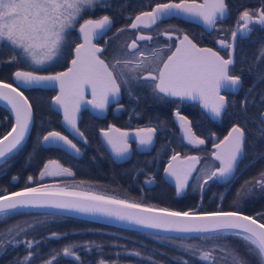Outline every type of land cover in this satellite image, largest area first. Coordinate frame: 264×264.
<instances>
[{
    "label": "snow or ice",
    "instance_id": "obj_1",
    "mask_svg": "<svg viewBox=\"0 0 264 264\" xmlns=\"http://www.w3.org/2000/svg\"><path fill=\"white\" fill-rule=\"evenodd\" d=\"M107 6V0H0V50L7 48L11 55L8 63L24 64L28 70L17 69L12 75L16 86L0 80V101L11 107L15 116V123L10 131L0 137V163L6 162L11 154L19 151L30 130L33 119L32 106L28 98L19 89L24 87L44 86L58 87L59 92L52 97V103L63 111V122L77 136L84 137L77 125V113L85 104L103 111L110 99L119 97L123 92L129 96L137 87L148 86L155 94L162 97H174L179 100H197L202 107L210 112L214 118H221L227 110L226 94L236 95L243 86L241 75L233 74L235 65V41L247 37L255 25L264 28V3L261 7L250 11L245 9L239 13L235 28L231 31L232 43L221 39L217 43L228 51L224 58L213 48L199 47L187 34L181 38L175 33L179 29H164L159 36L166 40L160 42L158 37L151 35L154 26L163 22L165 18L175 16H189L198 18L208 28L217 26L219 20L225 18L228 12L226 0H167L149 5L150 10L141 11L131 19V23L117 29L105 46H98L96 41L103 38L113 26L109 15L98 18L83 19L86 11L96 10ZM79 24L78 32L82 42L75 43L71 66L66 71L42 75L40 69L58 61L67 46L69 31ZM135 33L130 42H125L113 49L105 56L106 45L118 39L127 30ZM147 30L148 34H145ZM175 35V38H174ZM257 66L264 62V48L256 56ZM253 71L252 66L249 73ZM264 82V73L254 77L253 85L247 90L240 101L241 111L246 122L257 125V132L264 137V111L249 118L248 106H264V93L252 96L255 84ZM90 89L91 100H85V92ZM225 93V94H222ZM180 122L183 140L193 146L205 144V140L198 137L191 127L190 121L179 111L175 112ZM160 129L157 127H143L136 130L135 138L138 146L148 147L153 143L154 135ZM119 133V135H114ZM107 144L117 158H124L129 153L128 132L109 125L107 130H101ZM42 143L57 147L67 146L79 155L81 149L63 135L60 131H49L42 137ZM246 128L237 123L233 124L219 143H214L215 151L211 153L212 161L206 167L197 169L199 156H186L179 160L180 154L174 152L165 173L176 180V192L179 195L188 184L193 172L203 173V189L208 182L230 183L237 179V171L241 160L245 158ZM264 158V157H262ZM182 167L177 168L173 162L178 161ZM218 162V165L215 164ZM45 176L73 177L74 172L64 167L56 160H48L39 172V177L29 175L28 185ZM18 177H13L17 180ZM197 179H200L198 176ZM151 182V181H147ZM80 185L87 183L79 181ZM54 190H51L53 189ZM256 188L264 191V169L255 177L245 180L237 197L247 191L251 194ZM55 208L84 214H100L118 221H126L143 228L155 229L162 232L198 234L196 238L213 241L211 246L178 245L184 251L195 256L199 254L202 264H249L236 248L216 241L221 238L232 237L242 241L245 255L255 257L258 264H264V213L255 216L247 215L239 210H216L209 212L173 211L168 208L144 206L133 200L119 198L115 195L95 191L69 190L59 186L37 184L25 186L20 191L0 194V224L14 215L21 214V209ZM36 225L28 222H18L0 231V254L7 248L15 249L23 245L26 254L17 258L15 264H33L37 258L43 259L44 264H58L61 252L64 257H73L77 264H83L80 251L92 252L99 245L85 243L65 245L61 252L53 250L44 257L34 248L41 241L36 239H18L26 235L29 229ZM51 233L49 239L56 237ZM169 239L171 237H162ZM119 256V253H117ZM127 255L140 257L139 251H131ZM151 264H157L152 257H147ZM179 264H188L187 260ZM97 264H108L102 255Z\"/></svg>",
    "mask_w": 264,
    "mask_h": 264
},
{
    "label": "trees",
    "instance_id": "obj_2",
    "mask_svg": "<svg viewBox=\"0 0 264 264\" xmlns=\"http://www.w3.org/2000/svg\"><path fill=\"white\" fill-rule=\"evenodd\" d=\"M167 0H107V6L97 8L96 10L86 11L83 19L98 18L101 15H109L113 20V27L119 25H127L135 15L143 11L145 6L153 5L158 2ZM178 1V0H176ZM264 3V0H226L228 6V18L224 25L223 32L225 37L229 38L231 31L235 28L239 13L248 9L254 11ZM69 31L67 36V46L64 49L62 56L58 61L51 65H47L40 69V74L48 75L62 71L67 67L69 60L72 57V49L75 43H78L77 28ZM211 34L204 31L199 34L198 38H193L198 45L204 44L203 40H209ZM3 42H0L2 44ZM207 45L208 42L206 43ZM264 48V28L255 25L254 30L246 37L239 38L235 48L236 63L233 67V74L248 77L252 75L254 78L263 70L264 62H260L257 66L256 56L260 50ZM11 53L7 48L0 50V80L12 83L16 86L13 73L17 69L28 70L24 64L8 63V58ZM252 66V73H249V68ZM19 89L28 98L33 110L32 126L27 137V140L19 149L14 152L4 163H0V167L8 163L7 172L9 174L18 173V167L29 169V174L23 179L22 185L17 188L7 190L13 192L23 189L25 186H37L41 184L35 180L31 185H28L26 178L29 175L37 177V174L43 164L48 160H57L64 167H69L74 172L73 179H79L86 182L101 185L111 192H117L126 197L135 199L138 202L156 205L161 208H168L175 211L195 210L198 212H209L216 210H239L242 213L255 216L252 213L244 212L238 206L237 194L231 199L221 200L222 193H217L215 197L208 201L205 191L202 189L199 192H187L180 196H176L175 190L164 182L161 178L162 170L168 159L177 152L178 149L172 146V143L182 142L178 126H175L170 121H165L161 124L153 123L154 127L160 130L155 133L153 143L147 153L144 155H134L128 162L117 164L113 162L111 156L103 147L96 131L90 130L89 127L93 124L84 125V122L78 124V128L84 133L87 143L77 139L75 136H70L74 143L81 149L80 158H74L58 148H44L41 146L42 137L49 131H62L59 118L51 109V100L54 95L53 91L45 90L40 86L24 87L19 86ZM253 97L264 93V85L261 83L255 88ZM5 116L0 119L1 131L0 137L4 135L11 127L12 121L10 114L0 107ZM163 113H166L167 108H162ZM260 111H264V106L249 105L247 115L252 118ZM241 124L246 128V143H245V159H255L257 165V174L264 169V137L257 132V125L246 122L244 113L241 111V105L233 101H229L227 110L225 111L220 124L211 123L204 127L203 124H191L193 132L205 140H213L222 137L233 124ZM123 128L127 124H119ZM102 123H97L98 128H102ZM14 165V166H13ZM13 166V167H12ZM154 179V185L148 187L147 181ZM2 182V179H0ZM53 182L54 179H45L43 182ZM0 182V194L3 193L4 187ZM24 183V184H23ZM53 186H58L54 185ZM62 187V186H59ZM264 201L262 195L259 199V211H264ZM21 214L14 215L3 224H0V231L6 230L10 225L26 220H40L38 225L26 233V238L36 239L41 241L34 251L39 252L44 259L48 258V253L53 250L61 252V249L70 243L83 245L86 242L89 244L99 245L100 248L94 249L92 252L80 251L78 254L83 261V264H97L100 254L108 264H151L147 257H152L157 264H179L180 261L187 260L188 264H202L190 252L184 251L178 245H196L205 244L206 241L196 237H176L148 234L133 230L108 226L96 222L86 221L82 219L61 216L56 214H47L40 212L23 211ZM51 233H57L56 237L49 239ZM21 236V237H22ZM162 237H171L172 239H162ZM221 244H227L238 250V239L228 237L221 238L216 241ZM131 251H139L140 257L127 255ZM119 253V256L117 255ZM26 254L23 245L17 246L15 249L7 248L0 255V264H15L17 258H23ZM255 264H258L257 259ZM250 263L249 260H247ZM33 264H44V260L37 258ZM58 264H77L75 259L64 258L61 252ZM254 264V263H253Z\"/></svg>",
    "mask_w": 264,
    "mask_h": 264
},
{
    "label": "flooded vegetation",
    "instance_id": "obj_3",
    "mask_svg": "<svg viewBox=\"0 0 264 264\" xmlns=\"http://www.w3.org/2000/svg\"><path fill=\"white\" fill-rule=\"evenodd\" d=\"M196 1L200 2V0H196ZM165 2H167V1H165ZM176 2H178V1H176ZM154 5L155 4H153L152 6H154ZM145 8L146 9H144L143 11L150 10L148 5L145 6ZM228 15H229V13H228ZM225 21L226 20H224V21L219 20L217 23V26L215 28H213L211 32H207L199 24H196V23L191 22V21H187V20L183 19L182 17L175 16V17L165 18L163 20V22L159 23L157 26H154V28L150 34L158 37V40L160 42H163L164 40H166V37L165 36H159V33L162 30L172 29L175 33V30L179 29V32L175 33V35H179L182 38L184 34H187L189 36V38L193 40V42H195L196 44L197 43L199 44V42H196L193 38H198L201 31L202 32L204 31V33L207 32L208 34H211L210 36L208 35L209 40L206 41L204 39H199V40H203L205 43L200 44V45L197 44V45L201 46V47L206 46V47L213 48L214 50L218 51L221 56H223L224 58H227L228 57V50L221 49L220 48L221 46L217 43V41L221 40V39H224V40H227L228 42H230L231 35L229 36V38H226L224 36L225 33L223 32L224 25L226 24ZM130 23H131V21L128 24H130ZM124 26H126V25H119L116 28H114L112 26V29L102 39H100L99 41L96 42L97 45L98 46H105V40H108L110 37L113 36V34H115L117 32V29L124 27ZM145 34H148L147 30H145ZM134 35H135V33H133L130 29L121 33L117 40L112 41L106 45L107 52H105L104 55L108 56L110 53L113 52L114 48L118 47L121 44H124L125 42H130V40L132 38H134ZM175 35H174V38H175ZM237 40H236V43H237ZM207 42L209 45L206 44ZM235 48H236V45H235ZM234 57H235V52H234ZM235 63H236V58H235ZM67 67H68V64H67ZM66 68H64L63 70H65ZM261 73H264V66H263V70ZM240 75L242 77L243 86L240 89L239 93L236 95L226 94V99L228 100V104H229V101H233L236 104L241 105L240 101L245 97L248 88L253 85L254 78L252 77V75H249L248 77L244 76L243 74H240ZM260 83L262 85H264V82H260ZM258 84L259 83L255 84V87L253 88L252 96L249 97L250 100L252 99L254 93L256 92L255 88L258 86ZM222 94H225V93H222ZM54 95H55V92H54ZM87 98H89V97H87ZM163 107L167 108L168 111L166 113H163V111H162ZM176 111H179L181 115L185 116L190 121L191 124H194V123L203 124L204 127L209 126L211 123L220 124L222 121L223 115L225 113V112L223 113L220 121H214L205 112L202 111V109L200 108V104L198 102H185V101L179 100V98L162 97V94H160V95L155 94L150 87L142 86V87L135 88L132 96H129L127 92L122 91L121 95L119 97H117L115 103L109 104L100 113L99 116L92 114L87 109L81 110L80 111V118L77 122V125L81 122L82 123L84 122V125L93 124L92 126L89 127V129L96 131V134H97L98 138L100 139L99 131L107 130L109 125H111L114 128L120 129L122 132L133 133V132H136V130L139 128L154 127L153 123L161 124L165 121H170L175 126H178V131H179V135H180L182 142L172 143V146L176 147V149H178L177 152L180 154L179 159L183 160L184 157H186V156H196L194 154L196 152V148H193L192 145L188 144L187 141L183 140V133L180 129V122L177 120L176 115H175ZM96 112L99 113L98 110ZM57 116L59 118V122H60L61 127H63L62 131H64L68 137L74 136L69 131V129H67L62 124L61 117L58 114H57ZM4 117L5 116L3 115L2 111H0V119H3ZM98 122L102 123V126H101L102 128L97 127ZM122 123L127 124V127L123 128L122 126L119 125ZM0 131H1V125H0ZM228 131L219 139L216 138L215 135L213 136V140H205L204 138H202L205 140V144L201 145L200 149L202 151H205L208 154V158L206 157L205 160L203 158H201L200 162H211L212 161L211 153L213 151H215V149L213 147L214 143H219V141L222 140L224 138V136H226ZM77 139H79V138H77ZM79 140H83V138H81ZM103 147H104V145H103ZM130 147H131V151H132L131 158L134 155H138V156L144 155L145 153L148 152V150L150 148V146H148L146 148L144 147V149L142 151L138 152L135 143H131ZM106 151L108 152V154L112 158V155L110 154V152L107 149H106ZM244 156H245V152H244ZM80 157H81V155H80ZM112 160H113V158H112ZM13 161H11L10 164L6 163L0 167V179H2V182L1 181L0 182H1L2 186L4 187V190H10L12 188H17V187L21 186L23 179L25 178V176H27L29 174L28 168L25 169L23 167H18V173L8 175V172L6 170L7 166L11 165V163H13ZM128 161H126V162H128ZM113 162H114V160H113ZM126 162H124V163H126ZM121 164H123V163H121ZM215 164L218 165V162H215ZM257 170H258V168H257V165L255 164V159H250V160L248 159L247 160L244 158L240 162V166H239V169L237 171V177H238L237 179L231 181L230 183H222V182L217 183V182H212V181L208 182V184L203 188V190L205 191V193L207 195L208 201L213 199L215 197V195L219 192L222 193L221 200L227 199V198L231 199L232 197H234L237 194V190L240 189L241 185L244 183L245 180H248V179L255 177L257 175ZM194 175H195V172H193L192 176L189 177L188 184L186 185L182 194H185L187 192H199L202 190L200 188V186H199V189L196 191H194L192 189L193 185L196 184ZM14 176L18 177V179L13 180ZM64 178H71V177H64ZM161 178H162V173H161ZM43 180H45V179H43ZM43 180L38 181V182L41 183V182H43ZM26 181H27V178H26ZM150 181L152 183L151 182L148 183V187H152L154 185V182H155L153 178ZM201 183H203V181ZM149 184H151V185L149 186ZM260 195H262V197L264 199V191L260 190L259 188H256L251 194H249L247 191H245L244 194H242L240 197H238V206L242 209V211L249 212V213H252L254 215H256L257 213H264V211L257 212L259 210L258 204H259ZM262 202H264V201H262ZM19 239L24 240V239H30V238H26L25 236H22ZM208 243L212 244L213 241H207V243L205 242V244H208ZM238 251L242 255H244L245 259L249 260L251 264L256 263L255 257L245 255V249L242 246V241H240V240H238Z\"/></svg>",
    "mask_w": 264,
    "mask_h": 264
},
{
    "label": "water",
    "instance_id": "obj_4",
    "mask_svg": "<svg viewBox=\"0 0 264 264\" xmlns=\"http://www.w3.org/2000/svg\"><path fill=\"white\" fill-rule=\"evenodd\" d=\"M197 2V1H196ZM204 2V0H200V2H197V3H203ZM262 5V4H261ZM261 7V6H260ZM139 14V13H138ZM136 16V15H135ZM135 16L132 18V19H134L135 18ZM179 17H182L183 19H185V20H187V21H191V22H194V23H196V24H199L205 31H207V32H211L212 31V29H208L203 23H202V21H200L198 18H195V17H189V16H184V15H180ZM228 18V12H227V15L225 16V18H223V19H221L222 21H224V20H226ZM79 28V27H78ZM78 28H77V36H78V39H79V42H82V39L80 38V34H79V32H78ZM112 29V28H111ZM109 32V31H108ZM107 32V33H108ZM100 39H102V38H98L96 41H94V42H97V41H99ZM233 41H232V37L230 38V42L229 43H232ZM195 43V42H194ZM235 45H236V41H235ZM199 47H201V46H199ZM203 47H206V46H203ZM210 48V47H209ZM221 48V47H220ZM74 49V48H73ZM221 49H223V48H221ZM228 51H231V50H228ZM234 52H235V50H234ZM73 55H74V53L72 52V58H73ZM71 58V59H72ZM71 61V60H70ZM70 61H69V63H68V67H70L71 66V64H70ZM67 67V68H68ZM67 68L65 69V70H63V71H66L67 70ZM40 87H42L43 89H45V90H50V91H54L55 92V95H57L58 94V92H59V88L58 87H44V86H40ZM23 95H24V93H23ZM54 95V96H55ZM25 96V95H24ZM26 97V96H25ZM87 97H89V98H87ZM27 98V97H26ZM170 98H174V97H170ZM92 99V94H91V90L90 89H88L86 92H85V100H91ZM116 99L117 98H115V99H110V102L105 106V108L109 105V104H112V103H115V101H116ZM185 102H198L199 104H200V108L202 109V111L203 112H205L212 120H214V121H220V119L221 118H214L211 114H210V112H208L207 110H205L203 107H202V105H201V102L199 101V99H197V100H184ZM0 107L1 108H3V109H5L9 114H10V116H11V121H12V124H11V127H10V129L8 130V131H10L11 130V128H12V125L15 123V116H14V114L12 113V111H11V107L10 106H8L7 104H6V102H4V101H0ZM51 108H52V110L54 111V112H56L60 117H61V121H62V124L67 128V129H69V131L75 136V137H77V138H79V139H81V137H79V136H77L75 133H73L72 132V130L70 129V128H68L65 124H64V122H63V111L59 108V106H57V105H54L53 103H52V100H51ZM104 108V109H105ZM83 109H87V110H89L92 114H94V115H96V116H99L100 115V113L102 112V111H100V110H98V109H94L93 107H92V105H90V104H85L82 108H81V110H83ZM80 110V111H81ZM98 110V112L99 113H97L96 111ZM80 111L77 113V117H78V119H77V122H78V120H79V118H80ZM31 126H32V122H31V124H30V129H31ZM114 128V127H113ZM232 128V127H231ZM230 128V129H231ZM229 129V130H230ZM7 131V132H8ZM6 132V133H7ZM29 132H30V130H29ZM29 132H28V134H27V136H26V139H25V141L27 140V137H28V135H29ZM5 133V134H6ZM135 134H136V132H133V133H129V136H128V143H129V153L127 154V156H125L124 158H117L115 155H114V153H113V151H112V149H111V147L107 144V142H106V140H105V138H104V136L101 134V131H99V137H100V140H101V142H102V144L104 145V147H105V149H107L109 152H110V154L112 155V158H113V160H114V162L115 163H118V164H121V163H124V162H126V161H128L130 158H131V155H132V151H131V147H130V144L131 143H135L136 144V148H137V151L138 152H140V151H142L143 149H144V147H140V146H138V144H137V141H136V138H135ZM46 135V134H45ZM114 135H119V133H114ZM227 135V134H226ZM3 136V135H2ZM1 136V137H2ZM25 141L23 142V144L25 143ZM41 146L42 147H44V148H47V147H50V148H58V149H60V150H62V151H64L65 153H67V154H69V155H71L72 157H74V158H79L80 157V153H79V155H77L73 150H70V149H68L67 148V146H63V147H57V146H55V145H52V144H44V143H42V141H41ZM12 155V154H11ZM171 158V157H170ZM170 158L168 159V161H167V163L165 164V166H164V168H163V171H162V179H163V181L164 182H166L168 185H170L172 188H174V190H175V194H176V196H180L182 193H183V191H184V189H185V187H184V189L182 190V192L179 194V195H177V192H176V180H175V178L174 177H172V176H169V175H167L166 173H165V171H164V169L168 166V164H169V161H170ZM180 160V159H179ZM179 160L178 161H175V162H173V164L177 167V168H180V167H182V165L179 163ZM57 161V160H56ZM47 162V161H46ZM45 162V163H46ZM44 163V164H45ZM59 163V162H58ZM43 164V165H44ZM43 168V166L41 167V169ZM40 169V170H41ZM40 170H39V172H40ZM39 172H38V175H37V178L39 177ZM58 178H62L61 176H54V177H48V176H45L43 179H49V180H52V179H58ZM42 179V180H43ZM38 181H42L41 179H37ZM152 183V182H151ZM151 184H149V186H150ZM62 188H64V187H62ZM51 190H54V188L53 189H51ZM17 191H20V190H17ZM13 192H15V191H13ZM10 193V192H9ZM23 211H28V212H40V213H47V214H56V215H61V216H67V217H72V218H77V219H82V220H86V221H91V222H96V223H99V224H104V225H108V226H113V227H118V228H123V229H128V230H133V231H137V232H144V233H148V234H155V235H165V236H176V237H196V236H198V234H195V233H191V234H182V233H171V232H162V231H159V230H155V229H148V228H143V227H141V226H138V225H135V224H131V223H128V222H126V221H118V220H116L115 218H110V217H107V216H103V215H100V214H84V213H78V212H74V211H68V210H63V209H55V208H36V209H21L20 210V212H23ZM173 211H175V210H173ZM224 211H229V210H224ZM201 213H203V212H201ZM245 214V213H244ZM248 215V214H247ZM64 257V256H63ZM64 258H72V259H74L73 257H64Z\"/></svg>",
    "mask_w": 264,
    "mask_h": 264
},
{
    "label": "rangeland",
    "instance_id": "obj_5",
    "mask_svg": "<svg viewBox=\"0 0 264 264\" xmlns=\"http://www.w3.org/2000/svg\"><path fill=\"white\" fill-rule=\"evenodd\" d=\"M47 66V65H45ZM44 66V67H45ZM200 146H193V148H196V152L194 153L196 156H199L201 158H203L204 160L206 159V157L208 158V154L205 152V151H202L200 149ZM208 164V162H200L199 164H197V169H201V168H204L206 167V165ZM3 168V167H2ZM2 171V170H1ZM200 177V179H197V177ZM194 178H195V181H196V184L193 185V190L196 191L199 189V184H201V182L203 181V173L202 172H195V175H194ZM79 181H83V180H79V179H73V178H59V179H54L53 182H41L42 184H48V185H58V186H62L64 188H68L69 190H77V191H88V190H91V191H95V192H100V193H105V194H108V195H115L119 198H125V199H129V200H133L135 202H138L136 201L135 199H132L130 197H126L122 194H118L117 192H111L109 190H107V188L101 186V185H98V184H94V183H91V182H87L83 185H80L78 182ZM138 203H141L143 204L144 206H150L148 204H145V203H142V202H138ZM152 206H155L157 208H161L159 206H156V205H152ZM20 222H25V221H20ZM26 222L28 223H31V224H38L40 225V220H26ZM36 225V226H38ZM22 236V235H21ZM21 236L18 237L21 238ZM207 243V242H206ZM196 246H204V247H208V246H211V244H196ZM231 247V246H230ZM198 259H199V254L197 253L195 255Z\"/></svg>",
    "mask_w": 264,
    "mask_h": 264
}]
</instances>
